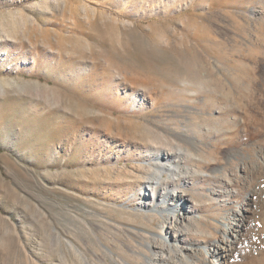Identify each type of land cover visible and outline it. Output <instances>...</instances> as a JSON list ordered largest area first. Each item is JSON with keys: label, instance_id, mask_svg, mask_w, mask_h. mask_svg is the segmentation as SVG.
I'll return each mask as SVG.
<instances>
[{"label": "rangeland", "instance_id": "obj_1", "mask_svg": "<svg viewBox=\"0 0 264 264\" xmlns=\"http://www.w3.org/2000/svg\"><path fill=\"white\" fill-rule=\"evenodd\" d=\"M156 147L196 171L154 200ZM141 235L157 264H264V0H0V264H149Z\"/></svg>", "mask_w": 264, "mask_h": 264}, {"label": "bare ground", "instance_id": "obj_2", "mask_svg": "<svg viewBox=\"0 0 264 264\" xmlns=\"http://www.w3.org/2000/svg\"><path fill=\"white\" fill-rule=\"evenodd\" d=\"M174 114H176V116L178 118H181L183 121H186L185 126H188V127L194 125L197 119H200L203 122L202 123L203 126L206 125L205 122L209 118L207 116L211 115L209 113L205 114V112H203L197 108H193V109L187 108V110H185V111L176 110V111H174ZM191 130L193 133H197L196 130H194V129H191ZM188 131H182V130L177 131L175 139L178 140V142H180L181 144H186L188 146H191L192 149L195 150V152H204L205 151L204 149L206 146L205 141L202 138L198 137L197 134H196V136L195 135L190 136L191 134H189ZM175 148L180 149V151L186 150L180 144L175 146ZM187 149H189V148H187ZM153 152L155 154V161H156L155 168L153 170V173H151L149 176L151 178V181L146 182L147 187H145V189H144L145 190L144 196L147 193L148 194L150 193L152 195L153 199L155 200V193H154L155 189L154 188L156 185L162 184L164 173H168V178H171L172 175H175L176 177H180L181 175L183 176L184 174L192 173V172L196 171V169L194 168V166H191L190 161L187 162L186 164H184L179 159L173 157V155H171L170 152H166L165 149L163 150V149L156 147L153 149ZM188 160H190V159H188ZM173 179H175V178H173ZM143 185L144 184H141L139 186V189L142 188ZM147 190H148V192H147ZM162 201L165 202L164 200H162ZM155 205H157V204H155ZM184 210H186V213H187L188 204L185 201L184 195L181 194L177 197L176 204L169 209V212L172 214V221L170 222L171 227L168 230V232H166L165 237H164L163 232L158 233L159 238H161L163 241L168 240V237H169L168 235H171L172 232H175V229L178 227V217H177L176 213L180 211L181 214L183 215ZM241 216H242V218H241ZM234 217H235L234 218L235 221L232 224H225V226L223 228L224 232H223L222 238L220 240L215 241L211 251H209L210 249H208V252H210L209 254H210L211 258H213L215 260H221L222 263L226 262L227 258L230 255V251L232 249V246L238 240L237 236H238V232H239V227L241 226V219L243 220V215H240V211H237V212H235ZM143 239L144 238L142 235L138 236L137 239H135V240L133 239V243H130L128 245L129 252H131V254L137 258H140L139 256L146 258L147 262L149 264H157V260L150 259L146 252L141 253L139 251L141 254L136 252L137 251L136 249L139 248L138 246L142 244L141 242L143 241ZM173 242L175 244H177L178 240L175 239ZM120 251H122V250H120ZM117 252H119V248H118ZM118 254H120V253H118ZM116 264H120V263L116 262ZM127 264H140V263H139V261H136V262H128ZM167 264H169V263H167Z\"/></svg>", "mask_w": 264, "mask_h": 264}]
</instances>
